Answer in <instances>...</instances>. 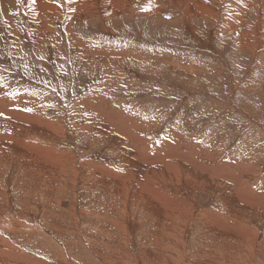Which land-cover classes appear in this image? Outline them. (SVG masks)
<instances>
[{"label": "rangeland", "instance_id": "rangeland-1", "mask_svg": "<svg viewBox=\"0 0 264 264\" xmlns=\"http://www.w3.org/2000/svg\"><path fill=\"white\" fill-rule=\"evenodd\" d=\"M26 1L0 10L33 130L0 144V264H264V0Z\"/></svg>", "mask_w": 264, "mask_h": 264}, {"label": "bare ground", "instance_id": "bare-ground-1", "mask_svg": "<svg viewBox=\"0 0 264 264\" xmlns=\"http://www.w3.org/2000/svg\"><path fill=\"white\" fill-rule=\"evenodd\" d=\"M29 1H30V3H31V1H35V0H28V1H26V2H28L29 3ZM39 1V0H38ZM55 1V3H56V5H53V4H49V3H47L46 4V2L44 3V4H46V5H43V11H41L42 12V16H43V20H42V16H40V18L38 17L37 19L35 18V16L33 17L32 15V17L33 18H35L34 19V21H36V22H38V20H40L41 22H43V21H46L47 23H45V24H48L49 23V20H50V16L49 15H44L43 14V12H48L49 14H55V11H51V10H48V9H50V8H52V7H54V6H57L58 8L60 7V3L61 2H59L58 0H54ZM91 2H94L97 6H102L103 4H105V2L104 3H102L103 2V0H90ZM5 2V1H4ZM25 2V3H26ZM40 2V1H39ZM44 2V1H43ZM86 3L84 6H87L88 4H90V2L88 1V0H82L81 1V3L83 4V3ZM34 3V2H33ZM107 3V2H106ZM93 4V3H92ZM34 5V4H33ZM106 5V4H105ZM108 5H109V2H108ZM128 5V4H127ZM26 6V5H25ZM78 6H80V5H78ZM4 7V5H3V0H1L0 1V10H2V8ZM29 7H30V4H29ZM90 7H94L93 5H91ZM90 7H85V8H90ZM33 8H35V7H33ZM40 7H38V9H39ZM25 9H27V8H25ZM30 9H31V7H30ZM35 9H37V8H35ZM191 9V8H190ZM14 10V9H13ZM91 10V9H90ZM25 11V10H24ZM28 11V10H27ZM39 11V10H38ZM26 12V11H25ZM40 12V11H39ZM40 12V13H41ZM58 13V12H57ZM209 13V12H208ZM192 14V13H191ZM198 14V13H197ZM1 15V14H0ZM28 15V14H27ZM34 15V14H33ZM200 15V17H201V14H199ZM39 16V15H38ZM195 16V15H194ZM1 17H2V15H1ZM32 19V18H31ZM3 21V20H2ZM72 21V20H71ZM5 22V21H4ZM12 25V24H11ZM9 26V25H8ZM10 27V26H9ZM40 27V26H39ZM39 27H38V29H39ZM5 28V27H4ZM7 28V27H6ZM34 28V27H33ZM51 28V27H50ZM8 29V28H7ZM6 30V29H5ZM30 30V29H29ZM32 30V29H31ZM6 31H8V30H6ZM8 32H10V31H8ZM46 32H48L47 30H46ZM49 33V32H48ZM50 34V33H49ZM52 34H53V32H52ZM15 35V34H14ZM51 35V34H50ZM32 36V35H31ZM36 37V36H35ZM39 37H40V35L38 34V36L36 37V40H38L39 39ZM51 37V36H50ZM43 39V38H42ZM45 40V39H44ZM39 44H40V42H38ZM41 45V44H40ZM39 45V46H40ZM44 45V44H43ZM103 51V50H102ZM102 51H100V52H102ZM29 98V97H28ZM5 98H3V95H1L0 94V144H2V145H6L7 147H10V146H12V147H15V149H18V150H20V149H22V147L24 146V144H23V146L21 147V145H17L16 144V142H15V140H13V139H10L13 135H17L16 134V130L18 129H20V132H26V131H29V132H33V130H32V122L31 121H29V122H25V120H21V124H20V122L19 121H16V122H14V121H12V120H14L12 117H13V111H12V108H13V106H5L3 103H5ZM31 101H29V103H30ZM13 103L14 104H20L21 105V107L23 108L24 106H27L28 104L27 103H23L22 104V102L20 101V98L19 97H17V98H15L14 100H13ZM99 103H101V102H99ZM90 105V104H89ZM20 107V106H19ZM30 107V106H29ZM34 107V106H33ZM33 109V108H32ZM81 113H83V112H81ZM88 113V112H87ZM108 115V114H107ZM24 117V116H23ZM24 118H26V117H24ZM91 118H93V117H91ZM93 119H95V118H93ZM127 118H125V120H126ZM123 121V120H122ZM25 123H28V124H25ZM20 124V125H19ZM86 124V123H85ZM130 124V123H129ZM21 125H23L22 127H20ZM45 126V125H44ZM48 126V125H47ZM49 127V126H48ZM47 128V127H46ZM37 130V129H36ZM91 130V129H90ZM96 130V129H95ZM98 132V131H97ZM11 133H13V135H11ZM26 133H28V132H26ZM26 133H24L25 135H26ZM28 137V136H27ZM34 138V137H33ZM119 139V138H118ZM120 140V139H119ZM171 140V139H170ZM22 141V140H21ZM116 141V140H115ZM114 141V142H115ZM117 142V141H116ZM22 143V142H21ZM118 143V142H117ZM170 144V143H169ZM116 146V145H115ZM118 150V149H117ZM140 150V149H139ZM6 151V150H5ZM122 152V151H121ZM160 152V151H159ZM125 154V153H124ZM127 154V153H126ZM13 155V154H12ZM179 155V154H178ZM186 155H187V157L189 158V159H192V160H194V159H196L195 157H193L191 154H187L186 153ZM4 156H6V155H4ZM10 156V155H9ZM20 156V155H19ZM163 156L164 155H158V157L159 158H157L156 156H155V160L156 161H161V162H163V161H165L164 160V158H163ZM181 156V155H180ZM183 156H184V154H183ZM182 156V157H183ZM0 157H2L1 155H0ZM8 157V156H7ZM6 157V158H7ZM15 157V159H17V157L16 156H14ZM150 158H152V157H150ZM120 159V158H119ZM181 159V158H180ZM184 160H186L185 159V157L183 158ZM200 159V158H199ZM3 160V159H2ZM10 160V159H9ZM12 160V159H11ZM56 160V159H55ZM124 160V159H123ZM210 161V160H209ZM121 162H123L122 160H121ZM124 163V162H123ZM149 164L148 165H150V167H152V166H154V162H152V163H150V162H148ZM180 163V162H179ZM218 163V162H217ZM187 164V163H186ZM184 165V164H183ZM2 167V166H1ZM157 167V166H156ZM191 167V169H192V166H190ZM43 168V167H42ZM49 168V167H48ZM194 169H195V167H194ZM193 169V170H194ZM40 170V169H39ZM51 170V169H50ZM192 170V171H193ZM214 170V169H213ZM235 170V169H234ZM42 171V170H41ZM43 171H44V168H43ZM133 171V170H132ZM163 171V170H162ZM201 171V170H200ZM199 171V172H200ZM203 171V170H202ZM212 171V170H211ZM56 172V171H55ZM138 172H139V170H138ZM140 172H141V170H140ZM157 171H154L153 170V172H151V174L153 175L154 173H156ZM161 172V171H160ZM191 172V171H190ZM205 172V171H204ZM254 172V171H253ZM52 173H53V171H52ZM137 173V172H136ZM195 173V172H194ZM206 173V172H205ZM48 174V173H47ZM161 174V173H160ZM196 174V173H195ZM199 174V173H198ZM199 175H201V174H199ZM139 176H140V174H139ZM203 177V176H202ZM206 177V176H205ZM213 177V176H212ZM212 177H210V178H212ZM140 178V177H139ZM217 179V178H216ZM107 180V179H106ZM106 180H104L105 181V183H106ZM236 180V179H235ZM238 180V179H237ZM108 181H109V179H108ZM228 181V180H227ZM239 181V180H238ZM109 183H111L110 181H109ZM109 183H107V184H109ZM224 183V182H223ZM225 183H227V182H225ZM229 183V182H228ZM219 184V183H218ZM222 184V183H221ZM247 184V183H246ZM227 185V184H226ZM232 185V184H231ZM236 186V185H235ZM123 188V187H122ZM237 188H239V185H237ZM117 189V188H116ZM262 189V188H261ZM251 192V191H250ZM142 193V192H141ZM140 193V194H141ZM146 193V192H145ZM144 193V194H145ZM239 193V192H238ZM143 194V193H142ZM147 194V193H146ZM252 194V193H251ZM142 196V195H141ZM252 197V196H251ZM261 200L264 202V197H261ZM255 201V200H254ZM257 201H259L260 202V199H256V202ZM251 202V201H250ZM155 203V202H154ZM166 203V202H165ZM164 204V203H163ZM231 204V203H230ZM251 204V203H250ZM147 205V204H146ZM166 205V204H165ZM169 205V204H168ZM161 207H163V205H160ZM248 206V205H247ZM149 207V206H148ZM1 208V207H0ZM232 208V207H231ZM236 208V207H235ZM260 208H262V206H257L256 205V210H260ZM146 209H147V207H146ZM114 210V209H113ZM147 211V210H146ZM155 213V216L157 217V222H155V226L157 227V228H160V229H168L169 228V225L168 226H165V223H172L173 221H172V218H171V216H169L168 217V222H166L165 220H166V218L164 217V214H162L160 211H158V213H157V211L155 210L154 211ZM167 211H165V209H164V213H166ZM160 213V214H159ZM176 212H174V214H175ZM4 214V213H3ZM158 214H159V217H158ZM173 214V215H174ZM236 214H238L237 213V211H236ZM261 214V213H260ZM3 216V215H2ZM263 216V215H262ZM174 217V216H173ZM0 219H2V217H0ZM139 219V218H138ZM142 219V218H141ZM3 220V219H2ZM2 220H0V223L2 222ZM170 220V221H169ZM237 221V220H236ZM244 221V220H243ZM177 222V221H176ZM10 224V223H9ZM146 224V223H145ZM178 224V223H177ZM2 225V224H1ZM4 225V224H3ZM7 225V224H6ZM109 225H111V224H109ZM248 226V225H247ZM12 227V226H11ZM172 229V228H171ZM170 229V230H171ZM16 230V229H15ZM227 231V230H226ZM252 231V230H251ZM162 232V231H161ZM171 234V233H170ZM167 235H168V233H167ZM254 235V234H253ZM155 236V235H154ZM255 236V235H254ZM172 237V236H171ZM172 238H175V237H172ZM156 241V240H155ZM151 242V241H150ZM167 242V241H166ZM251 242H253V241H251ZM75 243V242H74ZM162 243V242H161ZM262 243V242H261ZM5 244V243H4ZM252 244V243H251ZM251 244H250V246H251ZM4 247V246H3ZM169 247V246H168ZM167 248V247H166ZM3 249V248H2ZM4 249H5V247H4ZM144 249V248H143ZM163 249V248H162ZM246 251V250H245ZM0 253H1V250H0ZM4 253H2V255H3ZM261 254V253H260ZM18 255V254H17ZM16 255V256H17ZM1 256V255H0ZM4 257L2 258V256L0 257V262H3L4 261V259H6V256L5 255H3ZM162 256V255H161ZM160 256V257H161ZM231 257H234V256H231ZM2 258V259H1ZM159 258V257H158ZM235 258V257H234ZM160 259V258H159ZM231 259V258H230ZM229 260V259H228ZM6 261V260H5ZM32 262V261H31ZM218 262V261H217ZM4 263H7V262H4ZM12 264V263H11ZM18 264V263H17ZM21 264V263H20ZM26 264H28V263H26Z\"/></svg>", "mask_w": 264, "mask_h": 264}]
</instances>
